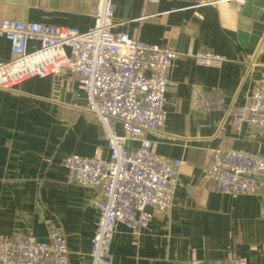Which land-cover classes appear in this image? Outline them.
Wrapping results in <instances>:
<instances>
[{
    "label": "crops",
    "instance_id": "1",
    "mask_svg": "<svg viewBox=\"0 0 264 264\" xmlns=\"http://www.w3.org/2000/svg\"><path fill=\"white\" fill-rule=\"evenodd\" d=\"M247 1L114 0L115 33L180 54L170 70L167 120L148 138L158 157L182 166L172 209L156 212L136 235L120 225L111 264L207 263L233 256L264 264V191L223 196L209 191L205 180L212 152L220 146L264 157V136L247 124L236 128L231 117V110L246 106L253 89L264 84V34L256 44L241 38V33L251 34L241 22ZM96 3L0 0V18L89 30ZM37 46L30 44L31 49ZM201 52L228 62L199 66L191 55ZM12 58L9 41L0 38V64ZM59 81L57 76L34 77L13 90L0 88V236L47 241L58 230L66 239L70 264H92L98 195L69 184L64 163L73 155L109 160L110 152L104 127L86 109L80 79ZM213 90L224 97V108L195 110L196 94ZM116 129L123 133L120 124Z\"/></svg>",
    "mask_w": 264,
    "mask_h": 264
},
{
    "label": "built area",
    "instance_id": "2",
    "mask_svg": "<svg viewBox=\"0 0 264 264\" xmlns=\"http://www.w3.org/2000/svg\"><path fill=\"white\" fill-rule=\"evenodd\" d=\"M115 27L114 0H97L94 26L89 30L0 18V38L9 41L13 55L12 60L0 64V88L13 90L34 77L57 76L62 81L77 76L87 111L105 129L109 160L73 155L64 163L69 184L96 190L98 195L92 264H111L112 243L120 225L136 235L148 228L156 212L172 209L182 166L181 161L158 157L148 138L158 134L167 120L170 70L180 54L171 47L115 33ZM31 43L37 48L31 49ZM191 57L205 67L228 62L212 52ZM224 106V97L217 90L201 91L193 100L194 109L202 113ZM231 117L236 128L247 124L264 136V84L253 89L246 106L234 107ZM131 144L139 147L133 149ZM205 180L209 191L223 196L258 195L264 191V157L220 146L212 152ZM0 264H70L66 239L58 230H53L47 241L24 235L0 236ZM183 264L247 261L233 256Z\"/></svg>",
    "mask_w": 264,
    "mask_h": 264
},
{
    "label": "water",
    "instance_id": "3",
    "mask_svg": "<svg viewBox=\"0 0 264 264\" xmlns=\"http://www.w3.org/2000/svg\"><path fill=\"white\" fill-rule=\"evenodd\" d=\"M242 16V25L251 29V34L241 33L242 41L246 42L251 39V41L256 44L264 34V0H248L247 3H245ZM58 85H61V81ZM65 85L64 83L63 92H65L66 89ZM69 97L70 95L67 96V102H69Z\"/></svg>",
    "mask_w": 264,
    "mask_h": 264
}]
</instances>
